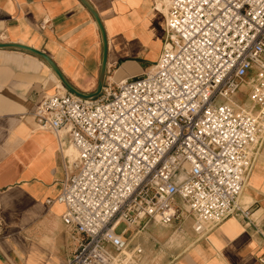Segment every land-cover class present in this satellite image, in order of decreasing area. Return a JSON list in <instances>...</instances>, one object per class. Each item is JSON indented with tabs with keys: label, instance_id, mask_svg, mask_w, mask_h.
<instances>
[{
	"label": "built area",
	"instance_id": "built-area-1",
	"mask_svg": "<svg viewBox=\"0 0 264 264\" xmlns=\"http://www.w3.org/2000/svg\"><path fill=\"white\" fill-rule=\"evenodd\" d=\"M161 1L150 71L91 99L58 88L32 114L66 160L67 264H137L133 228L184 213L200 236L231 216L255 226L241 195L264 144V0ZM242 87L248 107L230 101Z\"/></svg>",
	"mask_w": 264,
	"mask_h": 264
},
{
	"label": "crops",
	"instance_id": "crops-1",
	"mask_svg": "<svg viewBox=\"0 0 264 264\" xmlns=\"http://www.w3.org/2000/svg\"><path fill=\"white\" fill-rule=\"evenodd\" d=\"M88 1L105 29L106 81L150 71L163 50V1ZM0 43L45 52L77 90L97 89L102 37L80 0H0ZM60 86L39 55L0 48V264H67L77 248L62 221L64 206L55 201L66 160L54 134L39 129L32 115ZM241 202L254 213L255 226L231 216L200 236L184 213L171 224L133 228L132 243L143 249L137 264H264V144Z\"/></svg>",
	"mask_w": 264,
	"mask_h": 264
},
{
	"label": "water",
	"instance_id": "water-1",
	"mask_svg": "<svg viewBox=\"0 0 264 264\" xmlns=\"http://www.w3.org/2000/svg\"><path fill=\"white\" fill-rule=\"evenodd\" d=\"M80 1L85 5V7L91 12L93 17L95 18V20L99 26L101 37H102V44H103L102 63H101V68H100V73H99L98 86L94 92L86 94V93L80 92L75 87H73L71 85V83L67 80V78L63 75V73L60 71V69L57 67V65L52 60V58L49 55H47L45 52H42L36 48L30 47L27 45L18 44V43H0V48L20 49V50H25V51L39 55L50 65V67L53 69V71L56 73L59 80L61 81V84L68 91H70L73 94L80 96L82 98L91 99V98L98 97L101 94L103 87L105 85V82H106V76H107V38H106L105 29L103 27V24L99 18V15L97 14L96 10L94 9V7L90 4V2L88 0H80Z\"/></svg>",
	"mask_w": 264,
	"mask_h": 264
},
{
	"label": "rangeland",
	"instance_id": "rangeland-1",
	"mask_svg": "<svg viewBox=\"0 0 264 264\" xmlns=\"http://www.w3.org/2000/svg\"><path fill=\"white\" fill-rule=\"evenodd\" d=\"M247 90H248L247 87H242L241 91H240L241 94L240 95H235L232 99H230V101L233 104L238 105V106H243V105L248 106L249 105V99L246 96ZM123 228H124V224L120 225V227L117 229V232L120 233Z\"/></svg>",
	"mask_w": 264,
	"mask_h": 264
},
{
	"label": "bare ground",
	"instance_id": "bare-ground-1",
	"mask_svg": "<svg viewBox=\"0 0 264 264\" xmlns=\"http://www.w3.org/2000/svg\"><path fill=\"white\" fill-rule=\"evenodd\" d=\"M60 87H61V88H64L63 85L60 86ZM63 90H64V89H63ZM240 91H241V90H240ZM240 94H241V92H238L237 95H240ZM68 153H70V154H71V153H75V149H74L73 147H70L69 150H68Z\"/></svg>",
	"mask_w": 264,
	"mask_h": 264
}]
</instances>
